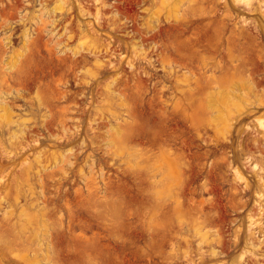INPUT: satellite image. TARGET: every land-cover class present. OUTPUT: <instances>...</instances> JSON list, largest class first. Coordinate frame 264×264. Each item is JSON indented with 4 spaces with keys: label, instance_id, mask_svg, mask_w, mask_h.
<instances>
[{
    "label": "rangeland",
    "instance_id": "1",
    "mask_svg": "<svg viewBox=\"0 0 264 264\" xmlns=\"http://www.w3.org/2000/svg\"><path fill=\"white\" fill-rule=\"evenodd\" d=\"M0 264H264V0H0Z\"/></svg>",
    "mask_w": 264,
    "mask_h": 264
}]
</instances>
